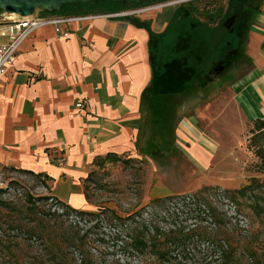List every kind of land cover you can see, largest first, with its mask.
Returning a JSON list of instances; mask_svg holds the SVG:
<instances>
[{
	"label": "crops",
	"instance_id": "1",
	"mask_svg": "<svg viewBox=\"0 0 264 264\" xmlns=\"http://www.w3.org/2000/svg\"><path fill=\"white\" fill-rule=\"evenodd\" d=\"M253 5L240 52L225 72L238 66L232 104L241 118L264 123V0ZM88 6L62 14L97 13ZM138 7L73 21L66 38L50 25L37 29L0 80V165L43 176L51 193L77 210L93 207L86 192L91 178L125 158L154 163L165 151L182 150L204 162L209 153L189 136L200 137L194 120L180 122L182 100L207 94L209 84L172 94L151 88V33L163 32L178 6L106 15Z\"/></svg>",
	"mask_w": 264,
	"mask_h": 264
},
{
	"label": "rangeland",
	"instance_id": "2",
	"mask_svg": "<svg viewBox=\"0 0 264 264\" xmlns=\"http://www.w3.org/2000/svg\"><path fill=\"white\" fill-rule=\"evenodd\" d=\"M166 1L170 0L125 5ZM190 1L197 16L208 22L203 7L225 9L229 0ZM249 3L253 7L257 0ZM121 6L88 7L99 13ZM0 16L6 17L5 12ZM236 68L225 72L231 79H223V74L212 77L207 94L182 100L180 122L186 117L194 120L200 137L189 136L208 147L204 162L182 150L165 151L154 163L125 158L91 178L86 192L93 207L84 211L104 217L106 213L101 228L92 230L97 222L56 205L43 176L0 165V264H264V123L251 122L244 114L241 118L232 104ZM219 194L233 201L238 213L219 200ZM181 196L193 197L197 204L167 207ZM147 205L150 210L156 206V216L128 228L123 225V218ZM111 217H119L120 225H111ZM174 220L177 228L185 227L183 233H174L180 242L185 233L194 238L171 242L173 235L167 232L177 229ZM156 225L166 233L164 238H152ZM134 238H145L148 244L138 247Z\"/></svg>",
	"mask_w": 264,
	"mask_h": 264
},
{
	"label": "trees",
	"instance_id": "3",
	"mask_svg": "<svg viewBox=\"0 0 264 264\" xmlns=\"http://www.w3.org/2000/svg\"><path fill=\"white\" fill-rule=\"evenodd\" d=\"M249 1L229 0L225 9L217 6H212L213 8L204 6L202 14L207 17L208 22L197 16L196 12L198 9L190 5L193 1L188 4H179L167 28L161 33H151L149 43L154 71L151 84L153 93L172 94L190 91L195 88L202 89L212 80V75L219 76V74L224 73L236 61L242 39L248 31L253 9ZM96 3H116L122 5V8L127 7L125 4H128L117 1L67 4L58 12L65 11L67 6L92 5ZM132 3L137 4L136 2ZM117 10L118 8L114 9V11ZM212 19L216 21V24H212ZM259 124H262V122L259 121ZM50 198H53L61 207L66 208L68 213L81 217L87 216L90 220L97 222V225L91 227L92 230L101 228L104 225L101 224L107 220L105 218V209H101L102 213H105L104 217L101 214L96 215L95 212L74 209L64 204L54 195H51ZM173 206L175 205H168L167 207L172 208ZM148 208L149 206L147 205L140 211L123 218V225L128 228L133 224H140L142 219L152 215L156 216V213H154L156 206L153 205L151 210ZM109 220L111 225H120L119 223H121L119 217H111ZM171 222L175 227L177 221ZM184 228L180 226L167 232L173 235L171 242L175 244L186 243L189 239L194 238L192 234L185 233L183 234L185 236L182 239L183 241L180 242V239L174 233L177 231L183 233ZM153 232L155 234L152 235V238L156 239L164 238L166 234L159 229L158 225L155 226ZM146 233L148 232L146 231ZM134 239L135 245L138 247L148 244L145 238ZM54 264H62V262L57 261Z\"/></svg>",
	"mask_w": 264,
	"mask_h": 264
},
{
	"label": "built area",
	"instance_id": "4",
	"mask_svg": "<svg viewBox=\"0 0 264 264\" xmlns=\"http://www.w3.org/2000/svg\"><path fill=\"white\" fill-rule=\"evenodd\" d=\"M188 0H170L158 4H149L146 6L121 10L119 12H113L106 14L107 16H125L132 15L144 11L160 9L165 6L181 4ZM190 1V0H189ZM15 16L7 18L0 17V80L1 78L15 65V61L19 54V50L26 39L37 29L44 26H52L56 32L58 38H66L70 35V30L66 27L69 23L73 21H79L86 18H93L100 16L99 13H93L89 15H79V14H65L59 12H48L43 10H38L34 14L29 16H21L19 14H14ZM78 107H82L83 103H76ZM211 195V199L216 201ZM55 202L53 198H50ZM219 200H222L226 206H230L233 210L237 212V205L231 201L226 195L219 194ZM171 203L175 206H185L196 205V201L193 197L190 196H181L176 197L175 200H172ZM201 205H205L201 203ZM61 206V205H59ZM76 215V214H75ZM240 215V214H239ZM78 216V215H77ZM241 216V215H240ZM82 218L81 216H78ZM241 221L245 222L241 216Z\"/></svg>",
	"mask_w": 264,
	"mask_h": 264
},
{
	"label": "water",
	"instance_id": "5",
	"mask_svg": "<svg viewBox=\"0 0 264 264\" xmlns=\"http://www.w3.org/2000/svg\"><path fill=\"white\" fill-rule=\"evenodd\" d=\"M95 1H117L122 3L140 2L141 0H0V10L29 16L38 10L58 12L67 4H85Z\"/></svg>",
	"mask_w": 264,
	"mask_h": 264
},
{
	"label": "bare ground",
	"instance_id": "6",
	"mask_svg": "<svg viewBox=\"0 0 264 264\" xmlns=\"http://www.w3.org/2000/svg\"><path fill=\"white\" fill-rule=\"evenodd\" d=\"M1 11V10H0ZM4 12V11H3ZM15 14V13H14Z\"/></svg>",
	"mask_w": 264,
	"mask_h": 264
}]
</instances>
